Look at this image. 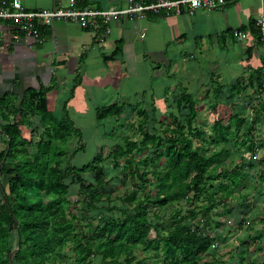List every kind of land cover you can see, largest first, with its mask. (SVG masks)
<instances>
[{"label": "rangeland", "instance_id": "obj_1", "mask_svg": "<svg viewBox=\"0 0 264 264\" xmlns=\"http://www.w3.org/2000/svg\"><path fill=\"white\" fill-rule=\"evenodd\" d=\"M259 43L262 45V41ZM214 54L224 55L220 51L210 52L211 56ZM198 61L197 57L189 58L187 64L184 61L177 65L179 72L173 76L176 83L165 103L135 105L123 108L119 118L78 123L83 127L82 140L75 131L63 134V129L53 128L55 123L43 124L39 115L22 116L19 112L21 98H8L7 106H2L8 120L0 113V131L5 123L19 121L24 139L23 144L12 147L17 156L9 157L10 164L15 165L26 155L34 156L37 143L44 139L52 143L45 159L46 175L68 164L82 167L101 154L98 164L111 179L96 208L84 210L86 204L74 183L67 194H41L47 211L52 213L50 220L57 213L61 214L78 233L77 237L72 234L62 245L56 246L52 254L57 260L45 264H110L96 257L104 251L106 241L101 229L107 222L128 223L131 219H135L132 225L138 223L146 228L137 239L132 238L131 232L113 230L114 235L119 232L116 243L124 247L120 257L122 264L264 263V72H254L259 67L249 71L247 65L226 67L223 59L216 65L214 62L218 59L213 57L209 66L206 61L205 65L197 66ZM182 92L191 93L195 100L191 123L189 102L177 106ZM235 114L244 122L238 121ZM219 121L225 123L227 142L221 140L215 128ZM182 138L188 139L193 149L213 161L208 167L202 193L190 190L163 203L156 195L162 189L161 178L169 166L165 149L173 139ZM160 139L163 141L158 144ZM128 140L137 141L138 147L131 153L114 157L111 152L117 147L125 148ZM177 141L176 149L183 146ZM6 148L7 140L1 137L0 151ZM2 163L0 161V167ZM92 177L91 172L84 173L87 182L92 181ZM67 180L71 182L70 178ZM170 180H174V175ZM0 181L6 185L8 175H0ZM187 181L191 182V177ZM178 223L195 227L213 239L210 250L194 260L183 255L167 256L161 245L156 248L153 241H163ZM55 229L50 228L49 234ZM82 233L94 235L93 250L88 254ZM9 245L13 250H5V258H9V264H21L14 261L19 248L14 232ZM25 255L28 261L25 263L31 264L28 250Z\"/></svg>", "mask_w": 264, "mask_h": 264}, {"label": "crops", "instance_id": "obj_2", "mask_svg": "<svg viewBox=\"0 0 264 264\" xmlns=\"http://www.w3.org/2000/svg\"><path fill=\"white\" fill-rule=\"evenodd\" d=\"M67 3L23 0L27 10ZM126 5V0H92L89 6ZM260 15L264 0H236L219 10L123 14L112 18L110 33L102 26L86 28L59 20L47 26L40 42L32 36L15 38L8 23H0V97L22 98L29 88L44 87L55 117L60 120L68 114L81 132L78 123L103 120L98 118L99 108L165 103L176 83L177 65L187 64L189 58L197 57V66L204 61L209 66L213 57L216 65L223 59L226 67L247 65L249 71L262 67L264 47L252 34ZM235 28L248 31L249 39H234ZM211 51L224 55L211 56Z\"/></svg>", "mask_w": 264, "mask_h": 264}, {"label": "trees", "instance_id": "obj_3", "mask_svg": "<svg viewBox=\"0 0 264 264\" xmlns=\"http://www.w3.org/2000/svg\"><path fill=\"white\" fill-rule=\"evenodd\" d=\"M91 2L92 0H78L79 5L83 7L89 6ZM40 32V36L44 38L48 33L47 27L40 28ZM252 34L255 41L260 44L262 36L256 26ZM250 48L252 47L250 46L249 50H251ZM257 70L254 72H264V64ZM8 98L13 99L9 95L0 97V113L5 120H8V116L6 115V111H3L5 109L2 106H7ZM187 101L191 107V123L195 115L193 107L195 100L192 94L182 92L177 99V106L180 107ZM20 104L19 112L22 116L34 117L39 115L43 124L53 122L56 124L53 128H60L61 131L63 129V134L75 131L78 134L79 140H82L81 132L75 128L68 114H65L59 120L55 117L52 110L49 109L46 88L41 87L39 90L29 88L21 98ZM122 109V106L116 104L99 108L98 118H119ZM235 117H237L238 121L244 122V119L237 114H235ZM224 124L222 121H219L215 124V128L221 140L227 142L229 139ZM1 137L7 140L8 148L0 151V161L3 162L0 167V175L7 174L8 182L4 185L0 181V264H9V258L7 256L5 258L4 251L13 250L9 245L12 232L17 234L19 246L15 253L14 261L21 264L22 262L25 263L27 261L25 251L28 250L31 264H45L46 261L53 263L57 260L52 254L53 249L56 246L62 245L72 234L77 237L78 233H75L72 224L61 214L57 213L55 218L50 220L52 213L47 211L48 206L44 203L41 194L52 192L67 194L74 183L78 185V193L83 196V202L86 204L84 210L92 207L96 208V203L106 194L105 190L111 183V179L107 178L102 165L98 164L101 154L97 155L92 162L90 161L82 167L68 164L64 169H60L57 172H52L51 170L46 175L48 171L45 159L48 157L50 151L48 148L52 144L50 140L41 139L37 143L38 149L34 156L26 155L24 158L19 159L15 165H12L8 162L9 157L17 156L15 149H12V147L18 143H24L19 121H9L2 125L0 131ZM177 140H180L179 143H183V146L179 145L178 149H176ZM162 141L163 139H160L158 144L162 143ZM254 144L253 142L251 148H253ZM138 145L137 141L128 140L125 148L117 147L111 154L118 158L124 154L131 153ZM165 153L168 155L169 166L161 178L162 189L156 195L158 200L163 203L169 202L179 195H186L190 190L198 191L197 194L202 193L208 167L213 161L212 158L198 153L197 149L191 147L188 139L184 138L173 139L166 147ZM87 172H91L93 176L90 182L84 179V173ZM144 175L146 176L145 173ZM171 175H174V180L172 181L170 180ZM189 177H191V182L187 181ZM67 178H70L72 183ZM195 197L198 198L197 195ZM27 205H29L28 208L26 207ZM207 215L208 213H206ZM134 220L131 219L128 223L126 221L105 223L101 229V233L104 234L105 232L106 234V241L103 243L104 251L100 256L96 255V257H101V260L106 263L122 264L123 261L120 257L124 247L122 244L116 243L119 232H131L132 238L135 237L137 239L146 228L145 225L138 223L132 225V221ZM53 227L56 229L52 231V234H49V229ZM114 229L119 231L115 235L113 233ZM82 235L86 243L85 246H88L86 248V251H89L86 253L88 254L93 250L92 242L94 241V235H87L85 233H82ZM153 243H155L156 248H159L161 245V249H163L167 256L172 255L177 257L183 255L186 258L193 257L195 260L201 254L210 250L213 245V239L195 227L192 228L185 223H178L169 230L168 235L163 238V241H153ZM174 262L175 260L172 263ZM194 262V264H206Z\"/></svg>", "mask_w": 264, "mask_h": 264}, {"label": "built area", "instance_id": "obj_4", "mask_svg": "<svg viewBox=\"0 0 264 264\" xmlns=\"http://www.w3.org/2000/svg\"><path fill=\"white\" fill-rule=\"evenodd\" d=\"M125 7H110L107 9L92 6H80L78 0H68L65 5L52 8L27 10L23 0H0V23H8L14 32V37L20 35L32 36L40 42V28L47 27L55 21H74L83 27L102 26L106 33L111 32L110 22L113 17L123 14L144 16L147 12L155 14H170L184 11L194 13L198 9L219 10L236 0H126ZM256 28L260 31L264 47V15L256 19ZM231 35L236 40L249 39L250 34L238 28ZM1 41V37H0Z\"/></svg>", "mask_w": 264, "mask_h": 264}]
</instances>
